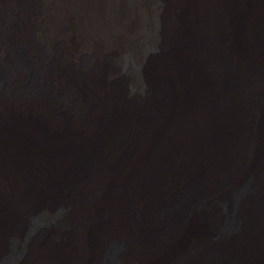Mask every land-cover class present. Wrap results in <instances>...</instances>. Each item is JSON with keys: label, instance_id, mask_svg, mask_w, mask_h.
I'll return each mask as SVG.
<instances>
[{"label": "bare ground", "instance_id": "6f19581e", "mask_svg": "<svg viewBox=\"0 0 264 264\" xmlns=\"http://www.w3.org/2000/svg\"><path fill=\"white\" fill-rule=\"evenodd\" d=\"M159 1L0 0V264H264V0Z\"/></svg>", "mask_w": 264, "mask_h": 264}, {"label": "rangeland", "instance_id": "374dc122", "mask_svg": "<svg viewBox=\"0 0 264 264\" xmlns=\"http://www.w3.org/2000/svg\"><path fill=\"white\" fill-rule=\"evenodd\" d=\"M147 1H148L147 6L149 9V12H148L149 19L153 20V16H154L155 12L161 8L163 3H161L159 0H147ZM133 6L135 8L133 10V14L136 17H141L140 11H142V10L140 9V7H137L136 5H133ZM151 17H152V19H151ZM110 34L116 35L119 37V41H116V44L119 47V49H121V51H122L121 61L123 63H125L127 61L125 70L133 79V83L137 85L138 89H140L141 85H139V83H138V80H139L138 65L136 66L134 62L139 57L143 58L144 52H148V51L152 50L154 46L149 47L145 43L141 42L140 40H135V38H133V37L129 36L127 33H125V30L118 25ZM156 37H158V36H156ZM116 39H117V37H116ZM217 198H218V196H215L213 198V200H209V199L205 198L204 201L198 205L197 209L201 210L202 211L201 213H203L205 211L206 212H212L213 207L216 208V205L218 202ZM223 204L226 206V205H228V202H223ZM66 211H67L66 206H58L55 209H53V211H51V212L47 211V212L35 213V215H36L35 217H37V219H38L39 217L41 218V216L43 214H49L48 217H50V219L52 220L53 224L52 223L51 224L53 226L66 227V223H69L65 219ZM188 215H189V213L187 214V216ZM209 215H210V213L206 214V217H208ZM65 221H66V223H65ZM232 223H238V221L236 222L234 220V218L231 217V218H229V221H228L229 228L232 227V225H233ZM14 244H15V241L12 240L9 242L8 245L13 246ZM120 247L121 246L117 243L109 244V246L107 248V252L104 256V261L102 264H115L114 259L112 260L111 257L116 251H118V249H120ZM13 254H15V253H13ZM10 257H12V256H10Z\"/></svg>", "mask_w": 264, "mask_h": 264}]
</instances>
